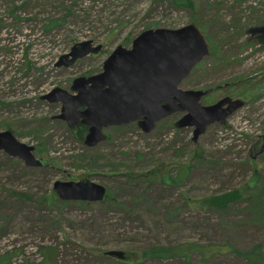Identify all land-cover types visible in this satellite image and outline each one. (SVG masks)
<instances>
[{"label":"rangeland","instance_id":"1","mask_svg":"<svg viewBox=\"0 0 264 264\" xmlns=\"http://www.w3.org/2000/svg\"><path fill=\"white\" fill-rule=\"evenodd\" d=\"M193 2L189 10L171 0H0V131L48 162L28 168L0 152V258L8 264H250L233 251L142 257L181 244L240 253L257 245L264 253V203L256 197L264 188V0ZM189 24L209 40V55L180 88L209 91L206 105L225 96L245 102L196 143L193 128L174 127L177 114L149 134L136 123L106 128V141L88 148L57 119L61 105L41 100L100 73L111 52L141 32ZM84 41L102 45L100 55L55 67ZM80 180L103 185L108 200L63 202L53 193L55 181ZM231 191L241 199L225 210L205 204Z\"/></svg>","mask_w":264,"mask_h":264},{"label":"water","instance_id":"2","mask_svg":"<svg viewBox=\"0 0 264 264\" xmlns=\"http://www.w3.org/2000/svg\"><path fill=\"white\" fill-rule=\"evenodd\" d=\"M102 45L92 41L74 44L69 53L58 58L56 68H70L87 56L100 55ZM209 55L208 42L194 25L178 29H148L135 37L129 48L117 46L102 64L100 73L75 78L69 90L54 88L41 100L60 104L57 119L69 130L87 127L83 144L93 148L106 141L104 129L136 123L144 134L151 133L164 119L181 114L174 127L193 128L196 143L208 127L224 126L227 118L245 102L225 96L211 105H202L207 90H183L182 82ZM0 152L18 159L28 168L48 166L35 157V147L19 142L6 129L0 131ZM107 189L88 180L55 181L53 193L59 201L101 203ZM104 255L125 261L122 251Z\"/></svg>","mask_w":264,"mask_h":264},{"label":"trees","instance_id":"3","mask_svg":"<svg viewBox=\"0 0 264 264\" xmlns=\"http://www.w3.org/2000/svg\"><path fill=\"white\" fill-rule=\"evenodd\" d=\"M161 1V0H160ZM172 4L177 8H187L189 10L194 9V0H171ZM53 25V24H52ZM205 39L209 42L206 36H204ZM12 132V131H11ZM76 137L78 140L82 141L84 139V136L87 133L86 126L83 125H77L75 128ZM136 178V177H135ZM138 179V178H136ZM174 181V184H177L176 179H170ZM260 192L256 195L258 199L262 198V201L264 203V188L259 190ZM109 195L106 192L105 199L108 200ZM238 199H241L237 191H231L226 192L218 196L210 197L208 200H205V204H207V207H212L217 210H225L230 204L238 201ZM228 250L226 245L223 246H209V247H199L192 244H181L173 247H153L148 251H145L142 253V257L145 258H152V259H160V260H168L173 259L177 256L182 258L185 261L189 260V256L191 253L194 254V252H198L200 256L203 257V259L208 258L207 255H213L215 253L221 254L225 253L226 251H233L236 252L237 255H240L241 257L245 258L250 264H264V253L259 251V246H254V248L247 253H240L236 250ZM207 256V257H206ZM6 257V258H5ZM46 258L51 259V257L46 256ZM127 259V256H126ZM49 262H44V264H51ZM9 263V257L3 256L0 258V264H8Z\"/></svg>","mask_w":264,"mask_h":264},{"label":"flooded vegetation","instance_id":"4","mask_svg":"<svg viewBox=\"0 0 264 264\" xmlns=\"http://www.w3.org/2000/svg\"><path fill=\"white\" fill-rule=\"evenodd\" d=\"M207 95H208V94H207ZM233 99H239V98H233ZM201 103H202V102H201ZM202 105H206V104H203V103H202Z\"/></svg>","mask_w":264,"mask_h":264}]
</instances>
